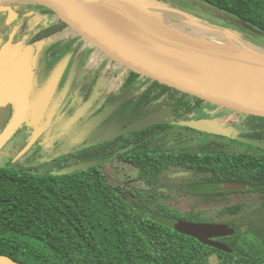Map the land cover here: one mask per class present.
I'll return each instance as SVG.
<instances>
[{
	"label": "flooded vegetation",
	"instance_id": "1",
	"mask_svg": "<svg viewBox=\"0 0 264 264\" xmlns=\"http://www.w3.org/2000/svg\"><path fill=\"white\" fill-rule=\"evenodd\" d=\"M32 7L42 6L23 0L0 2V21L4 16V26L8 25L6 21L17 22L24 16V9ZM42 8L57 20L50 11ZM56 25V29L62 33L70 30L58 20ZM69 34L71 36V33ZM73 34L74 37L80 38ZM60 43L63 44H54L55 46L48 50L54 59L63 55L72 41L67 38L60 40ZM4 49L1 42L0 52ZM12 49L13 46L10 45L5 50L4 58L0 59V67L5 68L7 74L12 77L9 94H22L16 77L17 69H20L25 77L30 74L26 118L30 113V124L34 127L30 126L26 134L20 132L14 136L19 135L22 140H13L10 146L14 154L10 166L15 167V157L42 131L30 150L43 137H50L53 144L51 157L47 158L45 163L30 165L29 162L26 168L21 169L54 173L81 163H92L88 169L78 172L89 173L93 169L102 172L115 188L125 192L129 203L141 207L137 208V211L165 220L179 219L171 217L168 213H184L192 209L210 210L227 203L228 191L220 189L225 182L212 181L211 162L212 158L217 160L221 157L224 160L226 154L233 153L234 149L238 153L241 150L235 143L238 141L184 127L180 123L209 120L216 124H230L244 129L243 122H229L226 120L227 112L183 96L151 79L142 76L136 78L132 72L97 49L89 56L87 63L84 59L75 61L76 70L63 73L34 70L32 63L26 68H15L17 61L22 63L20 52L23 49L17 46L14 53ZM76 56L79 59L80 55ZM46 61L47 69H55L58 63V59ZM83 62L87 67H84ZM52 85L55 86L53 97L46 112L38 118L37 105ZM82 108H85L83 115L69 126L73 116ZM105 112L107 115L100 123L87 129L93 119ZM161 112L166 114L161 117L159 123L140 131L125 133L126 129L145 117ZM110 130L117 134L112 140L89 145ZM58 146L63 149L58 150ZM30 150L23 156H27ZM196 158L198 161L204 160V163H197ZM259 200V203L264 201L260 198ZM236 218L238 217L215 218L211 223H225L234 229L246 228L237 225L234 222Z\"/></svg>",
	"mask_w": 264,
	"mask_h": 264
},
{
	"label": "trees",
	"instance_id": "2",
	"mask_svg": "<svg viewBox=\"0 0 264 264\" xmlns=\"http://www.w3.org/2000/svg\"><path fill=\"white\" fill-rule=\"evenodd\" d=\"M194 1L195 8L212 13L216 20L189 16L264 49V0ZM158 10L151 12L156 14L153 18L171 26V12ZM195 35L208 36L202 31ZM242 124L245 137L264 141V117L246 116ZM235 143L248 149L238 153L234 149L224 160L212 158V181L236 186L227 196L247 194L264 200V150ZM259 206L264 217V201ZM137 208L141 209L96 169L58 176L0 166V254L22 264H211L213 255L218 264H264V233L252 225L235 227L234 234L215 239L226 246L222 250L180 234L165 219ZM251 208L236 203L168 214L191 222H214L241 216Z\"/></svg>",
	"mask_w": 264,
	"mask_h": 264
},
{
	"label": "water",
	"instance_id": "3",
	"mask_svg": "<svg viewBox=\"0 0 264 264\" xmlns=\"http://www.w3.org/2000/svg\"><path fill=\"white\" fill-rule=\"evenodd\" d=\"M41 5L50 11L59 22L69 28L82 40L93 46L100 53L110 58L128 71L151 79L160 85L173 89L179 94L192 98L198 102L218 108L224 112L236 114L242 117H264V68H221L214 71H201L191 68H180L166 59L159 57L150 49L142 45L136 38L125 32L111 22L102 12V7L115 5L114 2L123 3L125 0H23ZM128 3V2H127ZM137 13L145 16V9H141V2H132ZM161 10L180 12L183 11L169 7H161ZM155 14V13H154ZM150 14L146 23H151L162 28L159 22ZM149 15V14H148ZM147 15V16H148ZM150 18V19H149ZM166 27V26H164ZM170 27V26H169ZM211 30L225 31L223 29L209 27ZM227 32V31H226ZM181 36V35H180ZM197 36V35H196ZM193 37V36H192ZM208 40L200 36L194 37ZM238 38V37H237ZM5 53L3 54L4 58ZM264 61V59H261ZM20 69L16 71V77L21 87L22 100L16 118L0 141V150L13 137L18 128L24 123L27 115L30 74L25 77ZM54 85L42 96L37 105L36 115L42 116L53 97ZM85 108L80 109L71 119L69 126L76 123L83 115ZM166 112L155 113L145 117L125 130V133L146 129L161 121ZM107 112L93 119L87 129L100 123ZM212 135L227 137L229 139L255 146L264 150V141L252 140L243 136L246 131L234 125L216 124L209 120H192L180 123ZM42 131L38 132L30 143L20 153L19 158L25 155L37 142ZM117 134L110 130L107 134L94 140L89 145L94 146L112 140ZM92 163H81L58 172L55 175H70L78 171H84L91 167ZM221 190L230 191L236 186L225 183ZM165 223L173 230L197 239L203 244L226 250V246L215 242V239L234 234V229L225 223L190 222L181 219H168ZM0 264H22L9 256L0 254Z\"/></svg>",
	"mask_w": 264,
	"mask_h": 264
},
{
	"label": "rangeland",
	"instance_id": "4",
	"mask_svg": "<svg viewBox=\"0 0 264 264\" xmlns=\"http://www.w3.org/2000/svg\"><path fill=\"white\" fill-rule=\"evenodd\" d=\"M5 1H18V0H0V2ZM137 2H141V5L145 7L146 17L137 13L136 9L132 7L133 0H125L124 4L118 2H114L115 5H111L110 7L104 6L102 7L103 10L107 13L109 11L114 14L117 18L121 21H126L130 24H143L147 22V18L150 17L151 12L157 10L161 7H169L176 9L177 11H183L186 13L194 14V16L199 17L203 21H215L216 18L212 13H207L204 11H200V9L195 8V1L194 0H134ZM160 1V2H158ZM128 2V3H127ZM163 3V4H162ZM161 4V5H160ZM165 5V6H163ZM25 14L22 16L21 19H18L13 22L6 21L5 23L8 24L4 26V16L1 17V28H0V43L4 46V50L0 52V59L3 58V54L5 50L12 45L13 46V53L17 46H21L23 49L20 52V58L22 63L17 61L14 67H28L30 63H32V67L34 70H54V72H61L63 71L70 72L76 70V66L74 65L75 61H88L90 55L96 52V49L93 46H90L87 42L82 40L81 38L74 37L72 31L67 30L65 33L60 32L56 29L57 27V20L51 16L49 12H47L42 7H32L24 9ZM158 11H161L158 10ZM165 11V10H164ZM171 12V11H169ZM50 14V16H48ZM149 14V15H148ZM148 15V16H147ZM170 20L173 24L170 27H164L165 30L174 33L175 35L181 36H189V37H197L195 35L196 32L202 31L206 33L207 39L206 41H216L222 42L225 47H229V49L236 53L237 55L245 52L251 56L257 57L259 59H264V49H260L256 47L248 40L241 39V43L244 46H239L238 44L229 43L226 41V38L220 33L219 30H211L206 27H203V23L199 22L193 16L184 15L180 12H171L169 15ZM150 19V18H149ZM9 20V19H8ZM161 25V24H159ZM7 27V28H4ZM71 33V36L70 34ZM71 39L72 43L71 46L67 49L63 55L56 57L58 59V63L55 66V69H47L45 65V61L48 62L49 60L56 61L55 57L51 56V53L48 52L50 48L55 45H61L60 40L62 39ZM202 41V39H199ZM14 41V42H13ZM204 41V40H203ZM55 44V45H54ZM25 45V46H23ZM65 48V46H64ZM76 55H80L79 59ZM84 59V60H83ZM72 61V62H71ZM84 67H87L85 62H83ZM120 71V69H119ZM11 75L7 74L6 69L0 67V141L8 128H10L11 124L13 123L14 119L17 116L20 103H21V95L10 93L8 92L9 86L12 85L13 80L11 79ZM143 82V81H142ZM145 83V82H143ZM141 84L138 86L140 87ZM54 112V109H53ZM31 114L29 113V117ZM29 117L25 119L24 123L18 128L17 132L13 135V137L8 141L7 146L3 147L0 150V166L3 165H10L12 164L11 159L14 154L10 150V146L13 144V140L20 139L22 137L19 135L14 137L20 132L24 134L28 133L30 126ZM226 120L229 122H236L241 121L243 122L244 117H241L236 114L228 113ZM66 121V120H65ZM64 121V122H65ZM228 122V123H229ZM49 126H53L50 125ZM34 127V126H32ZM48 128L49 129H51ZM56 127L54 126V129ZM47 130V131H48ZM21 135V134H20ZM230 142V141H229ZM11 143V144H10ZM239 148L244 150L248 149L247 146H243L241 144H237ZM53 144H51L50 137H43L40 141L35 145V147L30 150L27 156H23L19 159L18 154L15 157L14 166L17 169L26 168V166L45 163L44 161L47 158H50L52 153ZM71 148V146H70ZM58 150L63 149V147L58 146ZM72 149V148H71ZM56 150V149H55ZM259 197H254L251 195H242V194H235L228 196L227 203L223 204L222 206H217L213 208L214 210L224 207L226 205L236 204V203H247L251 204L252 208L247 210L243 215L237 216L238 218L234 219V222L241 227H252L260 229L261 232L264 233V217H262ZM183 207V204L180 205ZM214 215V213H212ZM211 264H218V257L213 255L210 260Z\"/></svg>",
	"mask_w": 264,
	"mask_h": 264
},
{
	"label": "bare ground",
	"instance_id": "5",
	"mask_svg": "<svg viewBox=\"0 0 264 264\" xmlns=\"http://www.w3.org/2000/svg\"><path fill=\"white\" fill-rule=\"evenodd\" d=\"M102 13L142 45L177 67L201 71H214L221 68H264L263 60L245 52L237 55L229 47H225L222 42L201 41L189 36L183 37L168 30L159 29L151 23L130 24L121 21L110 11ZM220 33L229 43L244 46L241 39L231 33L226 31H220Z\"/></svg>",
	"mask_w": 264,
	"mask_h": 264
}]
</instances>
